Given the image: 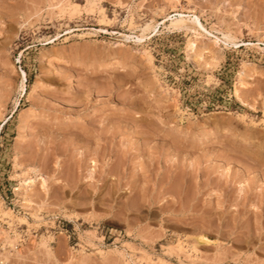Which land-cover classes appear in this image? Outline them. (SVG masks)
<instances>
[{
  "label": "rangeland",
  "instance_id": "374dc122",
  "mask_svg": "<svg viewBox=\"0 0 264 264\" xmlns=\"http://www.w3.org/2000/svg\"><path fill=\"white\" fill-rule=\"evenodd\" d=\"M0 264H264V0H0Z\"/></svg>",
  "mask_w": 264,
  "mask_h": 264
},
{
  "label": "bare ground",
  "instance_id": "6f19581e",
  "mask_svg": "<svg viewBox=\"0 0 264 264\" xmlns=\"http://www.w3.org/2000/svg\"><path fill=\"white\" fill-rule=\"evenodd\" d=\"M179 18V17H178ZM178 18H176L177 20H175V21H184L183 19H178ZM192 21H197V23L199 24V27H201V28H203V30L205 29L206 30V28L203 26V24L201 23V22H199V20H198V18L196 17L195 18V20H192ZM227 37V36H226ZM227 40H228V37H227V39H225V41L224 42H226L227 43ZM223 42V43H224ZM193 44L195 45V42H193ZM193 46V45H192ZM239 84H242V83H239ZM239 87L237 86L236 87V94H239L238 93V91H239V89H238ZM237 97H239V96H237ZM241 99V98H240ZM243 100V99H242Z\"/></svg>",
  "mask_w": 264,
  "mask_h": 264
}]
</instances>
